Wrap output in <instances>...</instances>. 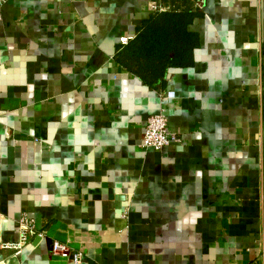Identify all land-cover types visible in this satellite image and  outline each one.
<instances>
[{
    "label": "crops",
    "instance_id": "0c3cea01",
    "mask_svg": "<svg viewBox=\"0 0 264 264\" xmlns=\"http://www.w3.org/2000/svg\"><path fill=\"white\" fill-rule=\"evenodd\" d=\"M152 1L0 4V264H264V0H169L199 46L163 89L117 61Z\"/></svg>",
    "mask_w": 264,
    "mask_h": 264
},
{
    "label": "trees",
    "instance_id": "16d2710c",
    "mask_svg": "<svg viewBox=\"0 0 264 264\" xmlns=\"http://www.w3.org/2000/svg\"><path fill=\"white\" fill-rule=\"evenodd\" d=\"M195 15L189 7L153 14L140 27L136 38L117 50V61L144 84L163 89L168 74L193 65L198 35L189 31Z\"/></svg>",
    "mask_w": 264,
    "mask_h": 264
},
{
    "label": "built area",
    "instance_id": "2783aa9c",
    "mask_svg": "<svg viewBox=\"0 0 264 264\" xmlns=\"http://www.w3.org/2000/svg\"><path fill=\"white\" fill-rule=\"evenodd\" d=\"M6 0H0V4ZM169 0H153L149 4V11L153 14L168 12L172 9V5L168 3ZM206 0H199L198 5H203ZM182 139L175 132L169 128V119L165 111L159 114L152 115L147 119L144 129V138L142 148L144 150L153 149L155 151H162L173 143H179ZM19 239L15 243H5L2 248L4 250L13 251L16 255L20 254L28 243L36 236L43 238L42 233H37L35 221L28 215H24L18 222ZM51 252L53 255L65 258H71L74 262H79L81 258L80 253L71 251L68 245L61 244L54 241L51 244ZM255 264V263H252Z\"/></svg>",
    "mask_w": 264,
    "mask_h": 264
}]
</instances>
